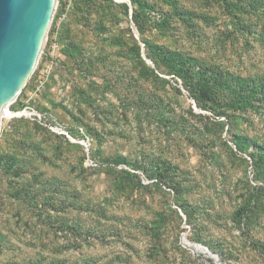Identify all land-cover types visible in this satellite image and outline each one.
Here are the masks:
<instances>
[{
    "label": "rangeland",
    "instance_id": "obj_1",
    "mask_svg": "<svg viewBox=\"0 0 264 264\" xmlns=\"http://www.w3.org/2000/svg\"><path fill=\"white\" fill-rule=\"evenodd\" d=\"M141 1L213 101L136 50L130 1L58 0L1 121L0 264H264V0Z\"/></svg>",
    "mask_w": 264,
    "mask_h": 264
},
{
    "label": "water",
    "instance_id": "obj_2",
    "mask_svg": "<svg viewBox=\"0 0 264 264\" xmlns=\"http://www.w3.org/2000/svg\"><path fill=\"white\" fill-rule=\"evenodd\" d=\"M57 4L58 0H0V130L5 109L36 69ZM143 57L153 64L144 53Z\"/></svg>",
    "mask_w": 264,
    "mask_h": 264
},
{
    "label": "trees",
    "instance_id": "obj_3",
    "mask_svg": "<svg viewBox=\"0 0 264 264\" xmlns=\"http://www.w3.org/2000/svg\"><path fill=\"white\" fill-rule=\"evenodd\" d=\"M129 1L133 5L132 20L137 29L138 38L135 37V33L131 29H127V33L129 35V41L133 44L136 50L139 52L141 49L140 42L143 43L146 57L153 61L157 69H161V67L167 68L171 73L179 76L185 83V87L189 90L195 101L201 104V107H205L204 105L206 102H212L213 97L211 95V91L208 87L200 84L199 73L201 75L206 74L204 67L202 65H198L196 58L192 54H187L179 48L170 45L169 38L172 36L171 34L162 31L157 34L153 32L154 27H158L159 24L156 23L155 26L156 21L154 22L151 16L145 10H143L142 12L138 8H136V4H138L139 6H145L146 2H142L141 0ZM255 2H257V0H255L254 2L250 1L248 6L257 11V6H255L254 4ZM124 6L126 8L128 7L126 4H124ZM248 6H245L244 4L231 6V12L234 13V16L235 18H237V20L242 21L245 14L250 16L251 13H253L248 9ZM242 28L250 30L249 26H247L246 23L244 24V26H242ZM55 31L56 29L52 27L50 30V34H53ZM164 38V41L160 40ZM53 41L54 40H49L48 44L51 45ZM20 109L21 108H19L18 110ZM229 127L233 129L232 126ZM230 131L231 135L235 137V140L239 139V142L237 141V143L240 144L241 139H243L240 138L242 136L235 131ZM250 155L253 159H256L255 153H250ZM263 157L264 148H262V152H259L257 158L263 159Z\"/></svg>",
    "mask_w": 264,
    "mask_h": 264
},
{
    "label": "built area",
    "instance_id": "obj_4",
    "mask_svg": "<svg viewBox=\"0 0 264 264\" xmlns=\"http://www.w3.org/2000/svg\"><path fill=\"white\" fill-rule=\"evenodd\" d=\"M51 45H54V43H52ZM24 110H26L27 112H29L30 113V117H32V116H38V113H37V111H30V110H27V109H24Z\"/></svg>",
    "mask_w": 264,
    "mask_h": 264
},
{
    "label": "bare ground",
    "instance_id": "obj_5",
    "mask_svg": "<svg viewBox=\"0 0 264 264\" xmlns=\"http://www.w3.org/2000/svg\"><path fill=\"white\" fill-rule=\"evenodd\" d=\"M7 109V108H6ZM5 109V110H6ZM26 113H28L27 115H30V113L29 112H27L26 110H23V112L21 113H15V115L17 116V114L19 115V116H21V114H26Z\"/></svg>",
    "mask_w": 264,
    "mask_h": 264
}]
</instances>
